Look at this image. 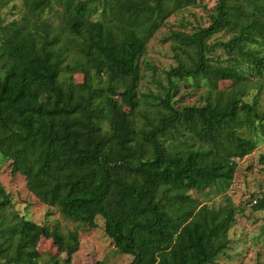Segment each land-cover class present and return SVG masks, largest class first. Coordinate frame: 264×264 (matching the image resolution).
<instances>
[{"label":"trees","instance_id":"obj_1","mask_svg":"<svg viewBox=\"0 0 264 264\" xmlns=\"http://www.w3.org/2000/svg\"><path fill=\"white\" fill-rule=\"evenodd\" d=\"M200 4L22 0L1 20L0 154L76 226L31 220L0 181V264H41L43 238L72 264L80 227L98 216L129 264H218L227 253L244 209L230 195L239 161L264 142V0L204 4L209 25L163 36L177 65L160 79L151 40ZM219 33L228 38L212 42ZM145 71L158 92L143 91ZM249 203L264 210V195Z\"/></svg>","mask_w":264,"mask_h":264},{"label":"rangeland","instance_id":"obj_2","mask_svg":"<svg viewBox=\"0 0 264 264\" xmlns=\"http://www.w3.org/2000/svg\"><path fill=\"white\" fill-rule=\"evenodd\" d=\"M208 8L213 7L215 0H204ZM204 4L190 6L187 9L175 13L169 18L168 25L164 26L151 40L145 58L157 68V77L164 80L167 70L177 65L171 41L164 43L162 38L172 29L193 30L197 25H209L207 9ZM22 0H0V22L18 17L21 13ZM184 23L186 26H180ZM228 38V35L219 33L211 41ZM210 41V42H211ZM217 53H221L217 50ZM146 79L143 80V91L152 89L158 92L159 86L153 82L151 71H145ZM81 74H75L73 80L81 81ZM203 89L198 92L201 93ZM198 94L185 98V102H195ZM264 154V142L253 153L239 161V169L230 190L236 205H243L244 209L237 214V221L230 230V245L227 253L221 255L218 264H261L264 263V210H256L250 203L251 198L257 199L264 195V163L261 155ZM0 181L6 190L12 194L14 207L31 220L42 224L59 222L64 231L72 229L75 223L66 220L57 210L41 202L27 188L26 177L14 172L10 161L0 154ZM217 201L220 198L216 199ZM254 202V201H253ZM97 227L82 225L80 227V242L71 246L73 254L72 264H98L105 261L106 264H129L133 256L117 251L112 240L106 235L104 222L98 216ZM38 250L43 256L41 264H54L52 257L57 258L60 264L66 253H59L58 247L52 239L43 238Z\"/></svg>","mask_w":264,"mask_h":264},{"label":"built area","instance_id":"obj_3","mask_svg":"<svg viewBox=\"0 0 264 264\" xmlns=\"http://www.w3.org/2000/svg\"><path fill=\"white\" fill-rule=\"evenodd\" d=\"M254 202H256V201L254 200Z\"/></svg>","mask_w":264,"mask_h":264}]
</instances>
